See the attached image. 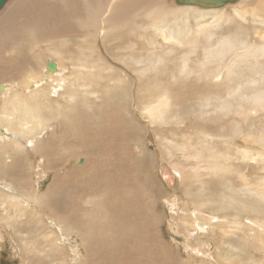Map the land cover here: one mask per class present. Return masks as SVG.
I'll return each instance as SVG.
<instances>
[{"label": "rangeland", "instance_id": "rangeland-1", "mask_svg": "<svg viewBox=\"0 0 264 264\" xmlns=\"http://www.w3.org/2000/svg\"><path fill=\"white\" fill-rule=\"evenodd\" d=\"M99 1L100 0H9L7 5L0 12V17L3 16L4 13L10 11L8 8L17 5V2H19L21 10L20 14L15 19V28L17 31H19L18 33L21 34L20 36L18 34V37H15L14 39L6 42L3 49H1L2 47H0V83L11 84L14 89V93H11L9 95L3 94L7 90L0 91V109L2 108V106H4L3 103L5 101H8L9 104L11 101L12 105L14 98H22L20 93L17 91L21 89L20 91L23 92L22 89H24L30 83H35V79L41 81V79L39 78H41L43 70V73L45 74V64L47 63V61H49V59L51 58H58L61 63H63V65L65 64L63 66L65 67V69H63L65 73L64 76H66H63L64 88L61 87L62 89L60 88L58 94L55 95L49 92L47 97L45 98L43 97V95L46 94V92H42L44 94L41 93L40 95H36V93H34V99L30 98L32 96L26 94L25 91L23 92V96L24 99L27 101V104L29 105L27 111H29L31 108V110L29 111V115H35L34 112H40L42 114L40 122H42L43 125V128L41 129L45 128L44 130H46V133L44 131L42 133L36 128L33 137L29 136V138H32V141L34 140L35 142L38 140V136L42 137L39 139V142H43L49 138H51V141H53L55 138L54 142H56V144L58 145L57 147H60L59 155L61 157H65L64 162H58V164L60 165L63 164L61 166V172H64L66 168L72 169L75 167L79 169L86 164L87 155L84 153L83 148L85 147L84 143L86 141H83V139L87 140L89 143V145H87L86 147H91L95 142L89 136L88 131H98L104 126L108 127V124L111 125L110 127H113L112 125H115L114 123H117L116 119H113L111 121L105 119L103 115L106 114V112H115L113 116L119 118L121 115H124V117L121 116V126L119 127V129L121 128L122 130L127 132L126 139L116 137L113 134H110L109 137L106 138L105 134H103V137L105 136L104 139H107V141H105L103 137H100L101 140L99 139V141L97 140V142L101 143V141H105L106 146L111 145L113 143L116 145V147H126L125 150L128 149L129 153H131L132 150L131 156L126 152H120L116 149L114 155L115 158H113L112 160L114 162L116 160V157H125L129 160L132 165H134L135 170H133V175L137 176L138 180L136 183V189L140 190V194L142 196V199L140 200L141 208L147 207L149 203V206L151 208L150 211L152 212L151 220L154 221V224L156 225H154L155 239L162 241L168 251L172 253L171 255L176 257V260L173 259L176 264L182 261L187 262V264H264V212L263 210L258 208L259 198L256 196V194L248 192V187L244 185V181L242 182L241 179L236 177L237 171L234 172V163L236 166H238L240 165L238 164L240 161H238V158H235L234 161V148H232L264 147L262 146L264 145V104L262 106H254V109L256 108L255 113H251V116H245V118L240 115L238 116L235 113V108L228 112L231 114V116H229L230 114L226 115L225 111L222 110V112L221 109L215 111L216 109L213 106V104L216 105L218 103V98H226V100L228 98L232 101L237 97L236 101L238 103L234 100V107H237L236 112L241 109V107H239L240 104H242L243 108L247 110L246 112H244V114L249 112V108L252 107L250 102L253 100L252 97L250 99L251 92L253 90L250 86V78L254 76V74L251 73L250 70L253 71L254 69H252L248 65V63H244L247 62L245 59V61H242L246 66L244 64H241L242 61H240V63L239 61H237V66L244 65V67L237 68V66L235 65L236 67L233 68L234 63L232 66L231 64L228 65L233 70H236V73H233L234 75L231 73L232 77L230 81L228 79L226 82H222L218 81L216 78H212V80L214 79L213 81L218 83H211V80L207 81L209 77L206 75L208 74V72L215 68L213 64L207 66V68L205 69L207 71H203L204 73L207 72L205 73L206 75L203 72V75H201V67L199 66V63L196 62L195 59H193L192 61L187 62L190 67H193V72L191 71L193 74H190V72L188 74L181 73L180 68L182 65L180 66V64L182 63L179 58L181 55L180 50H182V47L174 44L172 45V48L176 47L174 49L176 52L173 49L172 51H174L175 54H172V51L170 52L171 54L167 53V55L165 53H162L164 54V61L159 67H157V70L147 71L149 74L145 72L144 76L140 80V75H138L139 73H133V70L131 69V64L133 66L136 65L135 67H139L140 64H135L132 60H130L131 58H128V56L132 51L135 55H139L140 57H146L149 54L151 56L153 55L152 51V54L150 53V51L149 54L147 53V48H149V45H147L148 40L146 34L140 37V39L137 38L138 40H131V38L129 37L126 39V41L125 39H120L121 45L124 44L122 45L123 47H120V41H116L112 38H108L107 41H103L100 38H97V40H95L93 36H90L93 40L90 37H88L87 39H84L80 36L78 38L72 37L73 33H70L72 26H80L85 21L86 22L84 24H90L88 20L89 16L97 15L98 17H100L102 11L101 5H103L107 0H102V2ZM163 1L166 3V5H164L166 6V10L171 7L177 8V6H182L180 4L178 5L175 0ZM240 2L242 1L239 0L234 4H229L225 7L218 8L219 10H221L222 8L224 9H222L221 12L226 17L225 21H222V27L225 32L231 30L230 28H234V21H239L234 20V18H236V14L235 11L232 10L242 8L245 9L244 6H246V8L250 10L252 6L258 4V0H245L244 6L243 4L241 5ZM173 5L175 6L173 7ZM193 6L196 7V5ZM197 8L206 9L200 6H198ZM179 14L180 13H178L177 15ZM226 14H229V16L231 15L230 18L233 17V19H228L229 17H227ZM32 22L34 23L33 25ZM249 24L250 19L246 21V25ZM36 26L39 27V32L34 35L31 29L35 28ZM10 27L9 24L5 25V29ZM54 29L57 30V33L53 32ZM66 31H69L70 34L68 35ZM50 33L55 34L56 36ZM66 37L67 40L65 39ZM135 42L137 48L136 46L132 48L131 45H133ZM160 42L163 44L162 47L159 48V50L167 49L168 45H166L161 39H157L158 46ZM15 44H17L18 46H16L17 48L15 47L13 49L15 50L14 52L20 55L27 54L24 56V58L27 56L30 57V59H28L29 61H16L13 62V64L11 65V60L9 58L10 47L11 45L14 46ZM77 44H82V46H79ZM143 45L145 47H143ZM129 46L133 50H131ZM81 47H84V49H82ZM32 49L36 51L35 53L38 55V57H36V54L33 52ZM200 49L202 51V47H200ZM159 50L155 49L154 53H156L157 55L160 54ZM34 55L36 58L34 57ZM151 56L150 59H152ZM169 58L170 60H172L170 61ZM147 63H150V61H147L146 64L143 63L144 65L142 64L139 68H144L145 65H148ZM174 63L176 65L178 63V65L176 66ZM173 66L175 68H173ZM86 67L89 68L87 69ZM107 67H109L110 69ZM85 68L87 69V72H89V74H83L82 76L81 71L86 72ZM226 68L228 67H224L222 71L226 72ZM76 69H78L79 72L77 75H69V73L71 74L72 72H75ZM113 69L115 70V72ZM195 69H197L200 74ZM243 69L246 70L244 71ZM92 70L94 73H98L99 70L100 72H102L101 74L103 75V77L100 78L93 75V72H91ZM125 70L127 72H125ZM129 71L132 72L130 73ZM30 72L31 75L29 74ZM196 72L197 75H201V79L198 78L199 76L197 77L195 75ZM242 74L244 75L242 76ZM28 75H30V77H27ZM183 75H185L186 77ZM246 75H248L247 78L244 77ZM235 76L237 77V79H234ZM188 77L190 79L194 78V80H192L191 82L190 79H186ZM245 78L246 80H244ZM77 79L80 80L78 81ZM107 79H110L111 81ZM130 80L133 81L132 84H128ZM200 80L201 83H199ZM70 81H72V83ZM42 82L43 81H41V85H44L45 83ZM76 82L79 84V86L78 84L75 86ZM115 82L119 86H122L123 88L125 87L124 89L126 90V92H118L115 89ZM206 82L210 83L208 84ZM53 83L55 87L58 86V83L57 86L55 82ZM49 84L50 83H47L46 86H48ZM206 84L208 85L207 87ZM106 85L108 86V88H106ZM239 85L241 86V88H238V91H240L236 92L234 96L227 97L229 92H232L231 90L233 89L235 91V88L239 87ZM131 87L134 92L130 91ZM257 87L259 86L257 85ZM244 88L246 89L244 90ZM94 90L97 91L96 94L93 93ZM116 93L117 96H115ZM125 93L128 95V97ZM213 94H216V96L214 95V97ZM14 95L16 97L12 98V96ZM163 95H167L170 101V105L164 111L165 119L163 121H153L152 119L155 118L150 117L148 114H146L143 107L145 105H152L153 102H155L160 96ZM114 97H118L119 99H115ZM245 99L250 100L246 101ZM209 100L211 101L210 107L207 105V102ZM113 105H116L118 106V108L121 109L117 108L116 110H114L116 107ZM124 105H130L129 111L124 109ZM15 106H17V108L19 107V109L21 110L22 104L18 105L17 103V105ZM73 106H75L77 110H80V112L84 111L85 113H87L88 111L89 114L84 115L83 119H80L79 121H82L83 124L84 122L88 123L90 128L88 130V126L85 125H83V130H81L80 128L69 129L68 127L67 130L65 129L66 131L62 133V125L60 128L56 125V123L64 117L62 115H58L57 113L61 112V114L64 115L65 111H68V109L72 110ZM201 106L203 108H201ZM100 109L101 111L104 110L106 112H101ZM107 109H109V111H107ZM1 112L3 111L0 110V113ZM50 112H52V114ZM90 115H92L94 119V121L92 120L93 123H91ZM229 117L232 118L229 119ZM58 118L60 119L58 120ZM178 119L180 120L178 121ZM246 119H248V121ZM35 122L36 120L33 117L31 119V123L35 124ZM238 124L239 129L235 127ZM1 130L3 131V129ZM73 130L78 131L80 133L78 135L79 137H82V139L76 137L75 132ZM41 133L42 135H40ZM236 133L238 135H236ZM207 134L210 136H206ZM216 136H219L221 138H217ZM230 136H232V138ZM223 138H225V140ZM228 138H230V140H228ZM118 139L126 140V142L124 144L119 145L117 144ZM170 139L173 140L172 143L174 144V146H172L170 149H168V146L167 148H164L166 145H168V141ZM222 139L226 142V144H223L224 141ZM21 140L25 144L27 139L25 138ZM228 141L232 142H229L230 144H228ZM258 141L260 142L257 143ZM233 142L235 143V146L232 145ZM31 143L29 144V146H33V144ZM260 143H262V145ZM227 144L230 145L229 147L231 149L228 148ZM4 146L3 143H0V168H2L0 169V187L5 185L8 186L10 182H13L19 188V186L22 184V179L18 175H20L21 173L25 174V171L21 170V173H18L14 172L11 169H7L6 167L11 164L14 154L15 157H26V160L24 159L25 165L27 164L28 166L32 158L31 156L34 157L35 155L36 157H38L39 154H35V152L32 151L30 147L28 148L25 146H18V149H15L17 146ZM184 147L187 150H183L182 148ZM6 150L10 152L9 156H6ZM200 150L202 151V157H198L196 159V157H194L193 155H195L196 152ZM209 150H213L214 153L217 151L218 154L223 152L225 153V151L227 152L228 150V153H231L232 155H230L232 157L228 161H218L216 166L214 167L208 160ZM123 153L125 155H123ZM8 157H10L11 159ZM147 158L150 159L148 163L149 169L143 171L140 167V162L145 163L146 161H148L145 160ZM44 159L45 162L43 161L42 164L47 165V158ZM80 159H82L81 162ZM239 159L241 160V158ZM35 160L36 159L32 158L33 166L35 165V163H37L35 162ZM171 163L177 164L179 169H172L170 167ZM165 165L167 167H170L176 176L179 175L177 176L180 178L179 184L174 182L171 184V187L167 184V181L165 180L167 176L163 174L164 171H161L162 166L165 167ZM225 165L228 167L226 168V170L223 169L221 171V168ZM253 165L255 164L250 163L247 166V172L250 175L248 176L249 178H247V181L245 183L255 185L256 183H259V181L256 178H252V175L255 172L249 167H252ZM198 166H200V168ZM243 167L241 166L239 167V169ZM36 168L37 167L32 168L31 171L34 172L32 176H26V188L23 192H27L26 195L28 196L30 194L39 197L47 191L48 187H50L53 180V173L55 171L49 170L50 175L44 177V166H41L39 170L38 168ZM40 170L43 174V177L38 180L36 176L40 174ZM148 170H150L151 173ZM28 173L29 172H27V174ZM62 174L65 173H61V175ZM203 180L205 181L204 183ZM131 181H133V179ZM39 182L40 185L38 186ZM139 186L141 187V189ZM124 189L125 188L122 189V192ZM125 190L126 194H129L131 192L127 189ZM13 191L16 192V189H14ZM116 191H118L117 188L113 189L110 193L111 196H113ZM0 194V199L4 198L5 200L7 195L13 193L7 192L6 194H4V190H0ZM81 198L85 199L83 194H81ZM2 203L3 201L0 204V264H26L27 261L25 260V254H27L26 257L32 261L28 264H47L49 261L55 263V258H57V256L55 257V254L59 255V251L55 248L52 251H40V253L39 250H37V254L36 252H31L30 254L26 253V248H31L32 242L36 241V239H39L42 233H47V228H51L50 226H52V224L50 223V219H52L53 213L45 214V212L41 211L39 214H34L32 211H30L31 209L29 208L30 210L28 209L29 211L27 210L25 214L23 213L18 215L17 217L15 216V218L13 217L9 221L8 218L10 217L12 210L8 207V205L1 206ZM27 203L31 204L30 201H25L24 205ZM223 203H225L226 205H223ZM101 210L103 211V207L101 208ZM26 213H28L29 215ZM31 213L33 217L30 215ZM54 214L56 215V217H64L63 215L58 213ZM191 216L194 221L191 219ZM24 217L27 219L25 220ZM15 219L16 221L19 220L20 223H18V221L16 222ZM190 219L192 220V222L190 221ZM251 222H254L255 224H252ZM41 223L44 225V227L41 231L42 233L40 231L38 233L37 228L42 226ZM186 223L188 226L186 225ZM26 224L27 227H25ZM113 224L118 229L120 228V218L118 214L114 217ZM32 228H34V231ZM32 231L34 232V234ZM25 233H28V236H26ZM36 234L37 237L35 236ZM74 234L76 233L74 232ZM190 235H193V237L195 235V238H189L191 237ZM72 239L73 242L76 240L73 237ZM76 241L77 244L80 245V243H78V236ZM65 245L66 246L64 248V254H68V245ZM93 245L95 246L96 244ZM110 246L111 242H106L104 238L103 242H101L95 249L93 248V251L90 254L92 255L95 252L96 256L101 258H107L109 257V255H112L117 261L119 255L112 254L110 252ZM33 257L35 258V260ZM153 257L154 252L150 254L151 261L154 260ZM82 260L84 264H100L97 263L96 260L90 262L89 256L86 257V259L82 258ZM82 260L80 261L79 259L78 261H80L82 264ZM132 262L134 264H154L150 261L145 262L142 252H140L139 250H137L136 254L133 256L131 263ZM119 264H123L121 257Z\"/></svg>", "mask_w": 264, "mask_h": 264}, {"label": "bare ground", "instance_id": "bare-ground-1", "mask_svg": "<svg viewBox=\"0 0 264 264\" xmlns=\"http://www.w3.org/2000/svg\"><path fill=\"white\" fill-rule=\"evenodd\" d=\"M24 1H29V0H24ZM100 1L102 2V0H100ZM238 1L239 0H236L234 2H226L225 4H222V5L210 6V7H204V6L198 5V4L178 3V5L180 4L182 6H177V8L171 7L169 9L167 6L168 10H166V6H164V5H166V3L163 0H107L103 5H101L102 11H101L100 17H98L97 15L89 16L88 20H89L90 24H84L86 22L85 21L80 26H77V27L72 26L70 33L71 32L73 33V36H72L73 38H78L80 36L84 39H87L88 37L93 36L95 38V40H97V38H100L103 41H107L108 38H112L116 41L117 40L120 41V39H125V41H126V39L128 37L131 38V40L132 39L138 40L137 38L140 39V37H142L144 34H146L147 40H148L147 45H149V48H147L148 49L147 53L149 54V51H150L151 54L153 52V55L151 56L149 54L146 57H140L139 55L138 56L135 55L133 53V51L130 53L129 56L127 55L128 58H131L130 60H132L135 64H137V65L140 64L139 67L143 63L146 64L147 61H150V63H147L148 65H145L144 68L143 67L139 68L138 66L135 67L136 65L133 66L131 64V66H132L131 69L133 70V73L134 72L139 73L138 75H140L139 76L140 80L144 76L145 72L157 70V67H159L161 65V63L164 61V58H163L164 54H162V53H165L166 55H167V53H170L172 51V49L174 50L176 48V47L172 48V45H174V44L182 47V50L179 49L181 51V55L179 58L181 63H182V64H180V66L182 65L180 68L181 73H187L188 74L190 72V74H193L192 73L193 67H190L187 63V62L192 61L193 59H195V61L199 63V66L201 67L200 70H202L200 73H202L203 71H207V70H205L207 68V66L210 64H213L215 66V68L213 70H211L210 72H208L207 75L205 74L207 72H205V73L203 72L206 76L209 77V79L207 81L211 80V83L212 82H214L216 84L218 83V82L213 81L214 79L212 80V78H216L218 81H222V82H226L228 79L230 81V79L232 77L231 75L233 73H236V70H233L228 65L231 64V66H232L234 63V65H233V68H234L238 65V63L236 64L237 61H239V63H240V61L245 59L247 62H244V63L245 64L248 63V65L252 69H254L253 70L254 72L249 69L251 71V73L254 74L253 77H251L249 75L251 77V78L249 77L250 78V86L253 89L251 92V96H250V99H251V97L253 99L250 102L252 107L249 108V112L244 114V112H246L247 110L245 108H243L242 104L239 105V107H241V109H239V110L237 109L238 111L236 112L237 107H234V106H235V102H237L236 101L237 97H236V99H233L232 101L229 100L228 98H227V100H226V98L225 99L218 98V101H217L218 103L216 105L213 104L214 108L216 109L215 111L221 109V111L222 110L225 111L226 115H229L230 113H228V112L235 108L234 109L235 113L238 116L240 115V116H243L245 118V116H251V113H255L256 108L254 109V106H256V105L262 106L264 104V84H263V82H264V0H258V4L252 6L250 8V10L248 8H246V6H244L245 0H240V1H242V2H240L241 5L243 4L245 9L242 8V9L232 10V11H235V14H236L235 17L237 18V19L234 18V20H239V21H234V23H235L234 28H230L231 30H228V32H225L223 27H222V25H223L222 21H225L226 17L221 12L223 8L221 10H219L218 8L225 7L229 4H234ZM176 3H177V1H176ZM193 5H196V7ZM174 6L175 5H173V7ZM198 6L206 8V9L197 8ZM233 7H236V6H233ZM208 8H210V9H208ZM8 9L10 11L4 13V15L0 17V47H2L1 49H3L6 42L14 39L15 37H18L17 36L18 34H19V36L21 34V33H18L19 31H17L15 28V19L20 14V10H21L19 2H17V5L10 7ZM178 13H180V14L177 15ZM230 16H229V14L227 15V17H229L228 19L232 20L233 17L230 18ZM249 19H250V24L246 25V21H248ZM27 23H29V22H27ZM6 24H9V27L10 26L11 27L5 29ZM33 24L34 23L32 22V25ZM27 26H28V24H27ZM221 27H222V29H221ZM29 28H30V26H29ZM23 30H25V29H23ZM215 30H217V31H215ZM31 31L35 35L37 32H39V27L36 26L35 28H32ZM53 32L57 33V30L54 29ZM26 33H28V32H26ZM66 33H68V35L70 34L69 31H66ZM23 34H24V32H23ZM50 34H52V33H50ZM52 35L56 36L55 34H52ZM22 37H24V36H22ZM60 38H62V37H60ZM65 39L67 40V37ZM157 39H161L166 45H168L167 49H165V50L163 49L164 51L162 49L159 50V48L162 47L163 43L160 42L159 46H158ZM78 42H80V41H78ZM136 42L133 45H131L132 48H134L135 46L137 48ZM107 43H106V45H107ZM119 43L121 45V41ZM77 45L82 46V44H77ZM120 45H118V46H120ZM122 45H124V44H122ZM122 45L120 47H123ZM16 46H18V45L15 44L14 46L11 45V47H10L9 58L11 60V65L13 64V62H16V61L23 62V61L30 59V57H28V56L24 58V56L27 54L20 55L18 53H15L14 52L15 50H13V49ZM178 46H177V48H178ZM131 47L129 46V48L131 50H133ZM143 47H145V46L143 45ZM200 47H202V51H201ZM81 48L84 49V47H81ZM19 49H22V48H19ZM155 49L159 50L160 54L157 55L156 53H154ZM174 51H172V54L173 53L175 54L176 51L175 52ZM25 52H26V50H25ZM33 52L35 53L36 51L33 50ZM156 52H158V51H156ZM179 54H180V52H179ZM150 56L152 59H150ZM34 57H35V55H34ZM36 57H38L37 54H36ZM229 57H231V58H229ZM170 58H172V57H170ZM170 58H169V60H170ZM173 58H174V55H173ZM122 59H123V57H122ZM177 60H178V58H177ZM51 61L55 62V64H56V67L53 69L48 67V64ZM180 61H179V63H180ZM244 63L242 61L241 64H244ZM190 64H192V63H190ZM64 65H63V63H61V61L58 58L57 59H54V58L49 59V61H47V63L45 64V67H46L45 74L43 73L44 72V70H43L41 78H39L45 84L41 85V81L40 80L38 81V79H35L36 82L32 83V84L31 83L28 84L24 89H22L23 92L25 91L26 94L31 95L32 97H30V98H32V99H34V93H36V95H40L42 92H46V94L42 93V94H44L43 95L44 98L47 97L49 92L53 93L54 95L58 94V92L60 91L59 89L61 87L64 88L63 87L64 86L63 76L65 74L63 71V69H65V67H63ZM75 65H73V66H75ZM177 65H178V63H177ZM244 65L237 66V68L238 67H244ZM224 67H228V68H226V72L222 71L224 69ZM86 68H85L86 72L81 71L82 76H83V74H86V75L89 74V72H87V69L89 67L87 69ZM107 68H109V67H107ZM173 68H175V67L173 66ZM173 68H172V70H173ZM195 68H196V66H195ZM197 68H198V66H197ZM126 70H125V72L128 71V70L127 71ZM195 70H197V69H195ZM238 70H241V69H238ZM243 70L245 71L246 69H243ZM91 72H93V70ZM114 72H115V70H114ZM129 72L131 73L132 71H129ZM78 73H79L78 69H76L75 72H72L71 74L69 73V75H77ZM101 73L102 72H100L98 70V73L93 72L92 74L97 76V77L102 78L103 75ZM198 73H199V71H198ZM203 73L201 75H203ZM29 74L31 75V72ZM187 74H185V75H187ZM199 74L197 75V72H196L195 75L198 77ZM30 75H28L27 77H30ZM185 75H183V76H185ZM201 75L198 77L199 79L202 78ZM243 75L244 74H242V76ZM126 76H127V74H126ZM247 76L248 75H246L244 77L247 78ZM64 77H66V76H64ZM193 77H194V75H193ZM191 78H192V76H191ZM246 78L244 80H246ZM103 79H105V78H103ZM186 79L188 80L190 78L188 77ZM234 79H237V77L235 76ZM107 80H110V79H107ZM128 80H129V78H128ZM133 80H135V79H133ZM190 80L192 82V80H194V78L190 79ZM29 82H31V81H29ZM53 82H55L56 86L58 83V86L55 87ZM70 82L72 83V81H70ZM77 82L75 83V86L78 84ZM47 83H50V84L48 86H46ZM132 83H133V81L130 80L128 84H132ZM199 83H201V80ZM206 83H208V82H206ZM231 83H233V82H231ZM114 85H115V89L118 92L119 91L120 92H124V91L126 92V90L124 89L125 87L123 88L122 86H119L116 82ZM191 85H193V84H191ZM257 85L259 87H257ZM78 86H79V84H78ZM207 86L208 85L206 84V87ZM106 88H108L107 85H106ZM238 88H241V86L239 85V87L235 88L236 89L235 91H234V89L231 90L232 92H229L227 97L234 96L236 94V92H239L240 90L238 91ZM245 89L246 88H244V90ZM20 90H18L17 92L20 93L22 98H17L15 95L12 96V98L16 97V98H14L12 105H11V101H10V104L8 103V101L7 102L5 101L4 103L2 102L4 104V106H2V108L0 109L3 111L0 113V143H3V146L5 145L4 147L17 146L15 149H18V146L19 147L25 146L28 148L30 147V149H32V151H34L35 154H39V156L36 157L34 155V157H33V156L29 155L32 158L36 159L35 162H37V163H35V165L33 166L32 165V158H31L30 164L28 166L27 164L25 165V160H26L25 156H24L25 158L20 157V156L15 157V154H14V157L12 158L11 164L10 165L7 164L9 166H7L6 168L11 169L14 172H18V173H21L20 171L24 170L25 174L21 173L20 175H18L22 179V184L19 186V188L13 182L12 183L14 184L15 187L13 186V184L11 182L9 183L8 186L5 185V186L0 187V190H4V194H6L7 192L13 193V194L7 195L5 200H4V198L1 197L2 199H0V204L3 201L1 206L8 205V207L11 208L12 213L9 217L10 219L8 218L9 221L13 217L15 218V216L17 217L20 214H23V213L25 214V212L29 208L31 209V210L30 209L29 210L32 211L34 214H39L41 211L45 212V214H52L53 213L52 219H50L51 220L50 223L52 224V226H50L51 228L45 227V228H47L48 232L42 233L41 231L43 230L44 225L41 223L42 226H40V224H39L40 227H38L37 230H38V233H39V231L42 233L41 237L39 239H36V241L32 242L31 248L25 247L27 249L26 253L30 254L31 252H36V254H37V250H39V253H40V251H42V252L43 251H52L54 248L57 249L59 251V255L55 254V257L57 256V258H55V263H53L52 261H49L47 264H81L80 261L82 260V258L86 259V257H88V256H89L90 262H92L93 260H96L97 263H100V264H119L120 257L122 259L123 264H134L133 262L131 263V260H132L133 256L136 254V251L139 250L140 252H142V255L144 257L145 262L150 261L154 264H176V262L173 260L176 257L171 255L172 253L170 251H168V249L162 243V241L155 239V233H154V225L155 224H154V221L151 220L152 219V212L150 211L151 208L149 206V203H148L147 207L141 208L140 200L142 199V196L140 194V190L136 189V183L138 180H137V176L133 175V170H135L134 165H132L129 162V160L126 159L125 157L124 158L123 157H116V160L114 162L112 160L113 158H115L114 155H115L116 149L120 152H126L130 155L132 153V150H131V153H129L128 149L125 150L126 147H116V145L113 143L111 145H108V146H106V144H105V141H107V139H104V138H105V136H106V138H108L110 134H113L116 137H121L123 139H126L127 132L122 130L121 128L119 129V127L121 126L120 125L121 118H122L121 116L124 117V115H121L119 118V117L113 116L115 112L113 113L112 111H109V109H107V111H109V112H106L103 110L104 113L106 112V114L103 115V117L105 119H107L109 121L116 119L117 123H114L115 125H112L113 127H110L111 125L108 124V127L104 126L102 129H100L98 131H94V130L88 131L89 136L95 142L93 143V145L91 147H86L87 145H89V143L87 140L83 139V141H86L84 143L85 147H83L84 153L87 155L86 164L79 169H77L75 167L72 169L66 168L64 172H61L62 171L61 166L63 164L60 165V164H58V162H64L65 157H63V156L61 157L59 155L60 147H57L58 145L56 144V142H54L55 138L53 141H51V138H49L43 142H39V139L42 138L40 136H38V140L36 142L34 140L32 141V138L31 139L29 138V136L33 137L34 131L36 128H37V130H40L42 133H43V131L46 133V130H44L45 128L41 129V128H43V125H42V122H40V118L42 117V114L40 112H34L33 111L35 115H29V111L31 110V108L29 111H27L29 108V105L27 104V101L24 99L23 92H21ZM0 91H6L4 93L3 92H1V93L8 94V95L11 93H14L13 86L11 84H8V83H0ZM130 91H133L132 87H131ZM93 93L96 94L97 91L94 90ZM214 95L216 96V94H213V96ZM224 95H226V94H224ZM50 96H51V94H50ZM115 96H117V93ZM126 96L128 97L127 94H126ZM25 98H26V96H25ZM117 98L118 97H116L115 99H117ZM232 98H234V97H232ZM250 99H247V100H250ZM8 100H9V98H8ZM39 100H40V98H39ZM157 100L155 102H153L152 105H149V106L145 105L144 107L143 106L142 107L144 108V111L146 114H148L150 117L155 118V119H152L153 121H157V120L163 121L165 119L164 111L170 105V101H169V98L167 95L160 96ZM234 100H235V102H234ZM122 101H123V99H122ZM132 101H133V99H132ZM17 103H18V105L22 104L21 110L19 109V107L17 108V106H15V105H17ZM220 103H221V105H220ZM7 104H9V105H7ZM119 104H123V103H119ZM133 104H132V106H133ZM207 105L209 107L211 106L210 100L207 102ZM236 105H238V104H236ZM113 106L116 107V108L114 107L115 108L114 110H116L118 108V106H116V105H113ZM123 107L125 110H128V111L130 109V105H124ZM201 108H203V107L201 106ZM9 109H12V110H9ZM118 109H121V108H118ZM169 109H171V108H169ZM100 111H101V109H100ZM103 111H101V112H103ZM52 112H50V113L52 114ZM118 112H120V111H118ZM233 113H234V111H233ZM57 114L62 115L64 117L61 119L58 118V120L60 119V121H58L56 123V125L59 126L60 128L62 125V128H61V129H63L62 133L65 132L68 127H69V129L70 128L71 129H74V128L79 129L80 128L81 130H83V125H85V126H88V130L90 128L88 123L84 122V124H83L82 121H79L80 119H83L84 115L89 114L88 111H87V113H85L84 111L80 112V110H77L76 107L73 106V109L72 110L68 109V111H65L64 115L61 114V112H59ZM176 115H178V114H176ZM90 116H91V123H93L94 119H93L92 115H90ZM180 116H181V114H180ZM229 116H231V114ZM33 117L36 120L35 124L31 123V119ZM46 117H48V116H46ZM231 118L229 117V119H231ZM233 118H234V115H233ZM179 120L180 119H178V121ZM246 120L248 121V119H246ZM234 122H235V119H234ZM107 123H110V122H107ZM133 123H134V120H133ZM185 123H186V121H185ZM132 125H134V124H132ZM238 126H239V124L235 127L238 128ZM1 129H3V131ZM73 131L75 132L76 137L82 139V137H79L78 134H80V133L78 131H75V130H73ZM120 131H123V132H120ZM233 131H235V130H233ZM42 133L40 135H42ZM103 134H105L104 137H103ZM218 135H220V134H218ZM236 135H238V134L236 133ZM236 135H234V136H236ZM206 136L209 137L210 135L207 134ZM100 137L101 138L103 137V139L105 141L102 139L104 142H102V141H101V143L97 142V140L99 141ZM230 137L232 138V136H230ZM25 138L27 140H26V143L24 144L21 139H25ZM34 138H35V136H34ZM166 138H167V136H166ZM219 138H221V137H219ZM123 139H120V140L118 139L117 144H119V145L124 144L126 142V140H123ZM223 139L225 140V138H223ZM228 140H230V138H228ZM259 140H261V139H259ZM263 140H264V138H263ZM127 141H128V139H127ZM172 142H173V140L170 139L168 141V145H166L164 148H167V146H168V149H170L172 146H174V144ZM224 142H223V144H226V142L225 143ZM229 142H232V141H228V144H230ZM259 142L260 141H258L257 143H259ZM30 143L33 144V146H29ZM186 143H188V142H186ZM59 144H61V143H59ZM234 144L235 143L233 142L232 145L235 146ZM260 144L262 145V143H260ZM229 146L230 145H228V148H230ZM262 146H264V145H262ZM232 148H234V153H233L234 154V161H235V158H238V161H240L238 163L240 165H238V166H236L234 163V172L237 171L236 177L241 179L242 182L244 181V185L246 187H248V189L246 188L248 192L256 194V196L259 198L258 208L263 210V212H264V147H232ZM182 149L187 150L185 147ZM11 150H12V148H11ZM5 153H6V156H9L10 152L8 150H6ZM201 153H202L201 150L197 151L196 154L193 156L196 157V159L198 157L201 158L202 157ZM230 154L231 153H228V150H227V152L225 151V153L223 152V153H219V154L217 153V151L214 153L213 150H209L208 160H209V162H211V165L215 167L218 161L224 162L223 160H225V161L230 160L232 157L231 156L232 154L231 155ZM123 155H125V154L123 153ZM8 158H10V157H8ZM44 158H47L46 159L47 165L42 164L43 161L45 162ZM239 158H241V160ZM68 160H70V159H68ZM80 160L82 161V159H80ZM145 160H148V161H146L145 163L140 162V167L143 171L149 169L148 163H149L150 159L147 158ZM250 163L255 164L252 167H249L255 172L252 175V178H256L259 181V183H256L255 185L245 183L247 181V178H249L248 176L250 175L247 172V166ZM41 166H44V173H43L44 177L50 175L49 170L55 171L53 173L52 183L43 195L38 197V196L29 194V196H28V195H26L27 192H23L24 189L26 188V182H25V180H27L26 176H28V175L32 176L34 174V172L31 171L32 168L37 167L39 170V168H41ZM241 166L242 167L245 166V167L239 169V167H241ZM170 167L172 169L173 168H176L177 170L179 169L178 165L175 163H171ZM170 167H167L166 165H165V167L162 166L161 171H164L163 174L165 176H167L165 178V180L167 181V184L170 185V187H171V184L174 182L179 184L180 178L177 177L179 175L176 176L174 174V172L172 171V169ZM198 167L200 168V166H198ZM227 167L228 166H226V165L223 166L221 168V171L223 169L226 170ZM0 169H2V168H0ZM148 171L151 173L150 170H148ZM27 172H29V173L27 174ZM39 172H40V174L36 176L38 178V180H40L43 177L41 170ZM61 173H65V174L61 175ZM35 175H36V172H35ZM216 178H218V177H216ZM132 179H133V181H131ZM204 182L205 181L203 180V183ZM253 183H255V182H253ZM39 185H40V182L38 183V186ZM141 187H142V185H141ZM141 187H140V189H141ZM115 188H117L118 191H116L113 194V196H111L110 193ZM123 188H125L131 192L129 194H126L125 189L122 192ZM14 189H16V192L13 191ZM81 194H83L85 199L81 198ZM25 201H30L31 204L27 203L24 205ZM223 205H226V204L223 203ZM248 205H250V204H248ZM102 207H103V211H105V212H103L101 210ZM229 207H231V206H229ZM99 209H100V211H99ZM195 211H197V210H195ZM54 213L61 214L64 217H61V216L56 217V215ZM26 214H28V213H26ZM117 214L120 218V228L119 229L117 227H115L113 224L114 217ZM190 214H192V213H190ZM30 215L32 216V213ZM4 218H6V217H4ZM19 218H20V216H19ZM21 219H23V218H21ZM26 219L27 218H25V220ZM191 219H192V216H191ZM191 219H190V221L192 222L193 219L192 220ZM15 221H16V219H15ZM17 221H18V223H20L19 220H17ZM18 223H17V226H18ZM251 223L255 224L254 222H251ZM29 224H30V222H29ZM186 225H187V223H186ZM3 226H4V224H3ZM25 227H27V224ZM185 228H186V226H185ZM32 229L34 231V228H32ZM260 230H262V229H260ZM74 232L76 234H74ZM33 234H34V232H33ZM188 234H189V232H188ZM76 235L78 236V239H79L78 243H80V245L77 244V241H76L77 236ZM26 236H28V233L26 234ZM35 236L37 237V234ZM72 237L74 239H76L74 242L72 241L73 240ZM192 237H193V235L189 238L192 239ZM104 238H105L106 242H109V243L111 242L110 252L112 254L119 255V258L117 261L114 258V256H112V255H109V257H107V258H101V257H97L95 252L92 255L90 254L93 251V248L95 249L101 242H103ZM193 238H195V235ZM65 244L68 245V250H69L68 254H64V248L66 246ZM93 244H96V245L94 246ZM21 252H22V250H21ZM153 252H154V257H153L154 260L151 261L150 260V254ZM26 255L27 254H25V258H26L25 260L27 261L26 264H28L29 262H32V261L30 259H28L26 257ZM202 256H203V254H202ZM79 259H80V261H78ZM34 260H35V258H34ZM39 261H40V259H39ZM82 264H84L83 260H82ZM178 264H187V262L182 261V262H178Z\"/></svg>", "mask_w": 264, "mask_h": 264}, {"label": "water", "instance_id": "water-1", "mask_svg": "<svg viewBox=\"0 0 264 264\" xmlns=\"http://www.w3.org/2000/svg\"><path fill=\"white\" fill-rule=\"evenodd\" d=\"M177 3H189V4H198L202 5L204 7H210V6H218L225 4L226 2H234L236 0H176ZM9 2V0H0V12L1 10L6 6V4ZM49 68H55L56 64L55 62L51 61L48 64ZM81 161V160H80Z\"/></svg>", "mask_w": 264, "mask_h": 264}]
</instances>
